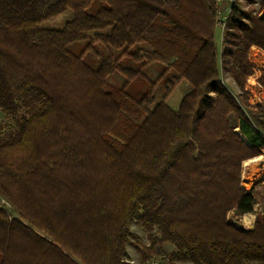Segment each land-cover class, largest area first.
I'll use <instances>...</instances> for the list:
<instances>
[{
  "label": "trees",
  "instance_id": "trees-1",
  "mask_svg": "<svg viewBox=\"0 0 264 264\" xmlns=\"http://www.w3.org/2000/svg\"><path fill=\"white\" fill-rule=\"evenodd\" d=\"M94 1L0 0V108L17 126L0 135V195L16 212L0 205V264H126L139 213L143 261L170 243V264H264V208L238 225L257 201L243 162L264 153V103L246 87L264 0L257 17L233 7L241 31L228 33L223 64L216 0H101L90 14ZM67 10L63 28L41 26ZM100 44L108 56L93 68L85 58ZM124 57L163 65L160 102ZM113 72L128 79L119 89ZM182 80L192 90L174 110L165 100Z\"/></svg>",
  "mask_w": 264,
  "mask_h": 264
},
{
  "label": "rangeland",
  "instance_id": "rangeland-1",
  "mask_svg": "<svg viewBox=\"0 0 264 264\" xmlns=\"http://www.w3.org/2000/svg\"><path fill=\"white\" fill-rule=\"evenodd\" d=\"M262 2L263 0H237L235 7L237 6L243 13L250 17H257L262 11ZM106 6V3L102 2L101 0H95L93 2V5L87 10L88 13L93 14L97 12L100 8ZM232 17V18H231ZM230 17V20L228 21L229 27L227 30H223L221 26H217V41H218V49H219V56H220V62L223 64L222 61L227 58V55L225 54V46H226V40L230 38L228 36V33H237L241 30H239L240 24L238 22H232L233 16ZM74 18L73 12L71 10H67L64 13H61L57 16H54V18H50L46 21H44L41 26L44 28H52V29H61L64 27V25ZM224 14L221 15V17L218 15V20H223ZM241 23H244L247 26H251L252 22H250V18L247 19L246 16L240 19ZM98 51L103 55L88 53L85 60L88 64H90L93 68H96L99 63L106 57L108 54H106V51L104 50L103 46L100 44L98 45ZM115 54H119V51H115ZM105 55V56H104ZM250 61H253L255 63V68L252 73V76L249 78L246 87H247V93H248V99L250 100L251 104L256 103H264V51L256 46L251 47V51L249 54ZM122 64L124 66H128L131 68H142L143 72L147 75V77L151 78L152 80L156 81L157 84L154 85L153 88L154 95L156 97V103L160 102L163 98V96L166 93L164 81L168 79V76H165L163 78H160L163 65L160 63H149L146 67H142L140 62L133 61L129 58L124 57L122 59ZM221 75H223V83L225 86L230 88V90L235 94H240V88L236 86L235 81L233 80L232 76L225 71V69H222ZM260 79H262L260 81ZM109 83L111 86H113L116 89L121 88L128 79L126 77L119 73V72H113L108 77ZM192 86L188 80H182L179 83H177L174 88L172 89V92L168 94L165 102L172 108V109H178L180 106V102L182 98L188 94L189 91H191ZM153 107V106H152ZM232 122L236 123V118L232 117ZM16 122L14 119L8 115L5 110H2L0 108V135L3 137H7L9 134L14 132L16 130ZM264 167V165H262ZM252 172V171H251ZM245 176V178H243ZM247 174H245V169L243 170L242 178V186H244L247 190H253L252 188L256 186V183L258 182L257 179L260 178V175L258 176L255 181V183L248 186L246 184L248 178ZM262 178V177H261ZM260 178V179H261ZM259 179V180H260ZM259 190V191H258ZM254 191V190H253ZM257 191V192H256ZM262 192H264V183H261L257 186V190H255V195L257 197V200L260 201V204L264 206V203H262ZM0 205L5 208V210L10 213L11 215H16V212L14 211L11 203H9L6 199H4L0 195ZM141 214L139 213L135 216V218L132 220L130 230L133 233V236L131 237L128 245V256L125 257L124 261H126V264H149L151 261L150 259L155 257V255H158L159 253L165 254L168 259H170V252L175 249V246L168 243L164 245L165 252H155L151 254L146 261L141 260V254L139 249L142 250V246L150 245V232L145 228V223L141 219ZM240 222V221H239ZM238 224V223H237ZM239 226L243 227L240 223ZM244 228V227H243ZM152 233H157L156 229ZM161 256L158 255V258ZM167 260V259H165ZM169 261V260H168ZM165 262V261H164ZM167 262V261H166ZM192 264V263H187Z\"/></svg>",
  "mask_w": 264,
  "mask_h": 264
},
{
  "label": "crops",
  "instance_id": "crops-1",
  "mask_svg": "<svg viewBox=\"0 0 264 264\" xmlns=\"http://www.w3.org/2000/svg\"><path fill=\"white\" fill-rule=\"evenodd\" d=\"M243 170L245 169V174H249L253 169L254 171L256 169H258L260 172H261V176H260V180H264V167H262V165H264V153L259 155V156H256L255 158L253 159H248L246 161L243 162ZM253 172V171H252ZM246 175H244L243 178H245ZM259 179L258 182L256 183V186H254L252 189L254 190H257V186L260 185L261 183H264V181H260ZM256 180V181H257ZM255 183V182H254ZM253 183V184H254ZM252 190V191H253ZM259 191V190H258ZM257 192V191H256ZM262 203L264 202V192H262ZM257 199V197H256ZM260 200V199H259ZM257 200V202L260 203V201ZM240 224L244 227V228H251L253 227V225L255 224L256 222V219H257V213H255L254 211L252 212H245L244 214H242L240 216ZM187 263H192L190 261H182V263L180 264H187ZM193 264V263H192Z\"/></svg>",
  "mask_w": 264,
  "mask_h": 264
},
{
  "label": "built area",
  "instance_id": "built-area-1",
  "mask_svg": "<svg viewBox=\"0 0 264 264\" xmlns=\"http://www.w3.org/2000/svg\"><path fill=\"white\" fill-rule=\"evenodd\" d=\"M218 4V14L221 17V15L224 14L223 20H217L218 26H221L223 30H227L229 27V19L232 16L233 7L236 4L237 0H216ZM264 203V202H263ZM264 206H262L259 202H255L254 206V212L258 213L262 211ZM163 253V252H162ZM158 255L161 256L158 258ZM158 255H155V257L151 258L149 264H170L171 259H168L165 254L159 253ZM167 259V260H165ZM169 260V261H168ZM165 261V262H164ZM167 261V262H166Z\"/></svg>",
  "mask_w": 264,
  "mask_h": 264
},
{
  "label": "bare ground",
  "instance_id": "bare-ground-1",
  "mask_svg": "<svg viewBox=\"0 0 264 264\" xmlns=\"http://www.w3.org/2000/svg\"><path fill=\"white\" fill-rule=\"evenodd\" d=\"M253 172H250L247 176L248 180L246 182V184L248 186H250L253 182L256 181L257 178H259L258 176L260 175V171L258 169H256L254 171V169L252 170Z\"/></svg>",
  "mask_w": 264,
  "mask_h": 264
}]
</instances>
